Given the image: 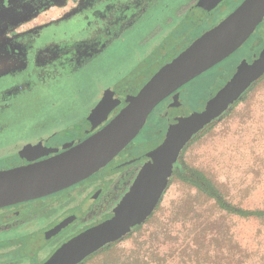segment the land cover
Instances as JSON below:
<instances>
[{"label": "flooded vegetation", "instance_id": "obj_1", "mask_svg": "<svg viewBox=\"0 0 264 264\" xmlns=\"http://www.w3.org/2000/svg\"><path fill=\"white\" fill-rule=\"evenodd\" d=\"M198 1L0 0V171L56 156L104 127L127 102L123 104V97L109 92L96 106L83 102L79 107L77 97L84 85L74 78L105 55L110 45L121 44L127 36H140L138 41L142 44L143 40H160L174 34L177 39L170 47L176 48L188 35L184 23L188 14L187 9L182 12L183 8L188 4L210 12L224 0L210 9ZM260 44L256 57L264 49V43ZM257 77L245 85H238L236 78L233 86L245 91ZM205 87L209 98L220 88L228 90L224 84L214 92L211 91L215 88ZM172 94L154 107L139 129L138 133L142 130L143 136L152 138L141 152L122 153L137 133L109 161L83 179L43 196L1 206L0 264H43L76 238L53 264H79L136 229L154 210L177 167L178 154L190 137L189 125L184 127V133L164 127L161 135L157 130L163 122H183V118L169 121L170 114L158 108ZM109 98L118 104L107 117L98 124L89 121V115ZM79 110L81 113L76 115ZM160 159L169 161V172L154 205L129 229L106 239L122 228L105 223L135 204ZM91 245L95 247L76 257V253Z\"/></svg>", "mask_w": 264, "mask_h": 264}, {"label": "rangeland", "instance_id": "obj_2", "mask_svg": "<svg viewBox=\"0 0 264 264\" xmlns=\"http://www.w3.org/2000/svg\"><path fill=\"white\" fill-rule=\"evenodd\" d=\"M243 1L224 0L210 12L187 4L182 12L187 9L184 23L188 35L176 48L170 47L177 39L174 34L161 38L166 41L156 37L143 40L142 44L138 41L140 36L132 35L117 41L121 44L110 45L105 55L84 67L74 78L84 85L77 97L79 107L83 102L89 107L96 106L109 92L123 97V104L128 102L155 72L218 25ZM255 42L259 43L255 46ZM261 42L264 43V17L233 52L158 106L170 114L169 121L183 118L177 125L163 122L157 128L159 134L162 135L164 127L184 133V127L190 126V137L178 154L177 167L154 210L136 229L79 264H264L255 252L256 248L264 251V224L221 210L215 196H207L195 183L180 175L192 172L203 176L228 206L264 208V73L245 91L233 86L259 51ZM147 52L150 55H144ZM221 84L228 90L220 88V92L211 93L213 96L209 98L205 86L215 88L211 91L214 92ZM237 94V101L227 110L198 123L196 118L208 105L219 107L217 102H210L217 95L229 100ZM80 113L81 110L76 115ZM151 141L140 130L122 153H139ZM218 232L220 235L215 236ZM260 238L263 240L259 242ZM230 239H239L248 248L252 245L249 252L253 254L248 255L247 251L240 259L236 253L237 242Z\"/></svg>", "mask_w": 264, "mask_h": 264}, {"label": "water", "instance_id": "obj_3", "mask_svg": "<svg viewBox=\"0 0 264 264\" xmlns=\"http://www.w3.org/2000/svg\"><path fill=\"white\" fill-rule=\"evenodd\" d=\"M220 0H199L212 8ZM264 16V0H244L230 15L210 31L195 40L176 58L155 72L131 96L119 112L95 134L69 150L42 161L0 171V207L36 198L71 185L95 172L119 152L139 131L146 117L162 100L181 86L205 72L233 52L251 34ZM264 71V49L238 78L245 85ZM118 104L109 98L88 117L96 124L105 119ZM169 161L159 160L139 193L135 204L105 226H119L122 230L107 236L119 235L144 217L154 205L163 189L169 172ZM78 238L66 246L72 245ZM66 246L56 251L43 264H53ZM91 245L77 254V258L90 251Z\"/></svg>", "mask_w": 264, "mask_h": 264}, {"label": "trees", "instance_id": "obj_4", "mask_svg": "<svg viewBox=\"0 0 264 264\" xmlns=\"http://www.w3.org/2000/svg\"><path fill=\"white\" fill-rule=\"evenodd\" d=\"M228 92H231V91L229 90ZM238 95L239 94L234 95V97H232L229 100H226V99L222 100L218 98V95H217L215 100L210 101V102L211 103L217 102V104H219V107H212L208 105V108L203 110L200 116L196 118L198 119V123H203L211 116H214L218 114L219 112H224L225 110H227L232 104H234L237 101ZM217 98H218V101H217ZM180 175L184 176L189 182L195 183L199 187V189L207 196H215V203L221 210L225 209L227 211L233 212L239 218H244V219H248V220H252L256 222L259 221L258 223L260 225L264 224V208L263 209L262 208L247 209V208H241L238 206L237 207L228 206V203L224 201L221 196H218L219 193L216 190V188L212 186L208 181H206L203 178V176H200L199 174L192 173V172L180 173ZM219 235H220V232L215 234V236H219ZM252 237H253L252 240H254L255 235H253ZM224 239H226V237ZM263 239L260 238L258 239V241L260 242ZM230 241L237 242L238 249L236 253L240 259L242 258L243 255L247 254V251H248V255L249 253L250 255L253 254V252H249V248L253 247L252 245H250V247L248 248L246 244L239 239H237V241L235 239L234 241L233 239L232 240L230 239ZM259 250L260 248L255 249V252L257 253V258H260L262 262H264V258H262L264 257V251L261 252V250L260 251ZM238 261L242 262V260H238Z\"/></svg>", "mask_w": 264, "mask_h": 264}]
</instances>
